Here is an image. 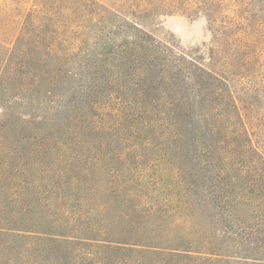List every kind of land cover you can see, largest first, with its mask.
Returning <instances> with one entry per match:
<instances>
[{"label": "rangeland", "instance_id": "1", "mask_svg": "<svg viewBox=\"0 0 264 264\" xmlns=\"http://www.w3.org/2000/svg\"><path fill=\"white\" fill-rule=\"evenodd\" d=\"M151 1L0 0V73L25 67L18 72L26 71L32 95L9 100L34 121L27 139L6 136L15 149L11 164L25 178L18 200L29 211L16 221L22 238L12 236L0 264H245L205 249L184 261V252L165 245L111 246L103 229H95L117 188L141 206L180 211L183 219L203 204L179 168L177 144L168 148L167 137L174 134L170 125L180 116L187 90L200 113L195 65L208 60L213 46L209 23L196 11L199 0H189L193 12L151 11L134 20L112 7L133 4L135 10ZM249 10L253 18H264V0L250 1ZM257 50L264 62V44ZM61 62V76L50 84ZM261 75L255 80L259 92ZM246 161L255 169L254 159ZM250 170L234 184L232 212L240 222L239 232L231 220L234 236L256 222ZM115 204L110 199V208ZM111 220L109 234L117 238L118 220Z\"/></svg>", "mask_w": 264, "mask_h": 264}, {"label": "trees", "instance_id": "2", "mask_svg": "<svg viewBox=\"0 0 264 264\" xmlns=\"http://www.w3.org/2000/svg\"><path fill=\"white\" fill-rule=\"evenodd\" d=\"M152 1L147 7L136 4L135 10L131 8L133 4H114L112 7L132 20L148 16L151 11H194L189 0H157L155 5ZM250 1L252 3V0H199L196 8L209 23L213 44L208 60L194 59L197 60L194 79L200 89L197 94L200 113L186 89L180 116L170 125L174 134L167 137V143L172 147H167L173 148L177 144L178 163H183L179 168L186 175L188 186L197 188L198 199L203 204L192 208L191 219H183L184 214L180 211L141 206L132 194L125 192V188H117L115 197L110 198L118 204L114 205H117L116 209L110 208L109 199L99 214L105 218L95 228L103 229L101 235L110 239L108 244L111 246L131 243L143 250L165 245L184 252V261L193 260L196 256L192 253L205 249L221 256L242 258L245 264H264V62L260 61L261 54L257 50L258 44H264V18L251 16ZM142 38L140 36L136 41ZM153 51L160 53L161 50L156 47ZM148 63L156 67L152 62ZM56 65L57 73L48 80L50 84L61 76L65 62ZM24 68L19 66L8 73H0V254L4 252V256L9 251L12 236L22 238V233H18L20 230L15 228L16 221H22L29 211L28 208L22 210L23 200H18L16 192L23 187L25 178L20 171L14 170L16 164H11L15 149L7 138L16 135L27 139L24 133H29L34 126V121L16 108V100H9L11 96L18 97V93L20 96L32 95L33 87L27 86L26 71L18 72ZM260 74L263 78L258 79L262 87L259 92L255 80ZM35 77L38 79V74ZM182 83L185 89L188 79ZM257 92L259 95L255 94ZM252 96H255V106ZM172 117L175 118V114ZM246 159H254L255 169L251 167L250 170ZM249 170V188L258 207L256 222L247 228L246 234L234 236L231 227L234 184L245 179ZM122 195L124 198L120 199ZM193 205L191 202L189 207ZM199 207L202 211L196 212ZM114 216L120 231L117 238L109 234L108 224ZM236 221L238 219L234 218L232 224L240 232V222Z\"/></svg>", "mask_w": 264, "mask_h": 264}]
</instances>
